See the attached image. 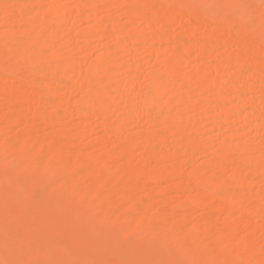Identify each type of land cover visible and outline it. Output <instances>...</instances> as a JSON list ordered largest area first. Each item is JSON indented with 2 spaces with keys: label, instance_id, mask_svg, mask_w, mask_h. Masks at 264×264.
Wrapping results in <instances>:
<instances>
[{
  "label": "rangeland",
  "instance_id": "1",
  "mask_svg": "<svg viewBox=\"0 0 264 264\" xmlns=\"http://www.w3.org/2000/svg\"><path fill=\"white\" fill-rule=\"evenodd\" d=\"M77 1L78 7L74 4L75 0H0V15L7 12L9 18L6 23L0 19V54L10 50V61L18 67L31 69L38 87L56 82L53 90L67 101L59 110L54 105H46L42 97L31 96V88L24 81H18L9 72L0 71V86L3 87L0 100L7 94L16 95L14 110L9 111L0 102V163H16L21 148L27 144L31 161L41 156L52 160L55 158L52 152L59 148L61 152H68L67 158L75 159L76 154L84 164L94 167L100 158L111 159L116 156L120 152V143L135 138L136 144L131 155L119 158L120 164L130 163L135 174L144 178L146 173H167L173 168H176L175 173L167 179L152 180L143 188L132 181L135 180L134 175L130 176L129 191L115 195L117 198L122 197L119 198L121 203L106 209L108 198L104 197L102 206L99 205L101 207L95 204L88 209L89 213H93L89 218L95 217L103 209L107 210L109 216L105 226H115L131 241L140 239L136 252L148 264H153L151 252L162 240L167 242L170 249L159 255L163 264L177 263L179 258L176 253L179 254L185 248L182 239L185 242L186 239H192L197 246L207 247L220 264H227V259L238 256L243 262L251 257L255 264H264V172L255 173L253 167L246 163V154L242 151L250 149L254 161H264V75L255 76L252 68L241 71L240 65L227 58L229 53H239L242 47L250 48L255 42L247 43L239 34L226 33L220 23L200 18L192 23L185 15L174 22H162L153 29L154 21L151 19L144 24L143 18L148 13L150 0L140 1V12L136 17H128L121 6L105 8L107 0ZM56 5L66 6L67 15L62 23L47 21L45 26L42 25L40 34L29 30L32 21L39 28L51 11L53 18ZM211 7L206 5L209 12ZM164 8L162 4L160 9ZM237 15L246 18L240 12ZM94 26L103 29L102 34H91L90 30ZM124 26L133 31H151L148 43L125 40ZM208 30L215 33L216 40L203 43L199 38ZM49 35H55L58 42L71 38L70 47L62 48L58 44L51 46L47 43ZM28 38L34 39V45L22 56L21 50L17 49L18 44L29 47ZM158 39L159 43H156ZM183 41H192L195 45L190 52L185 53L187 57L182 61L181 75L167 79L168 90L175 89L177 94L187 97L190 107L201 103L203 94L196 93L195 89H186L184 85V75L200 69L205 75L215 72L214 83H207L204 91L214 97L202 109L196 108L191 113L183 109L181 104H175L170 113L164 111L161 114L185 127L180 130V135L183 139L198 143L196 149L189 145L178 147L173 141L174 136L160 129L163 134L159 133L165 137V142L156 145L155 154L148 156V148L143 141L146 135L154 133V126L160 117L153 107L142 105L146 93L152 89L151 77L160 74V63L164 60L182 54ZM121 43L125 48L123 54L118 56L115 50ZM103 55L108 57L110 63L120 64L123 72L135 69L136 76L131 81L124 74L117 77L115 80L120 83L119 89L101 78L105 83L99 87L98 95L106 97L109 104L107 111L80 114L73 110V103L87 98L91 88L87 83L90 68ZM1 60L0 55V63ZM250 60L254 64L264 65V54L259 52ZM71 61H79L74 63V76L65 75ZM54 65L62 66L59 72L46 74L45 70ZM228 73L238 74L240 86L251 87V90L240 93L234 91L229 97L221 96L220 93H225L226 86L230 85L227 82ZM115 95L118 102L110 106V100ZM128 104L131 107L142 106L135 121L132 120ZM237 105L242 106L237 116L223 114L224 111L234 110ZM36 111L47 114L58 112L64 123L44 127L40 119H32ZM253 112L255 119L246 123L244 115ZM18 114L21 118L17 117ZM105 119L116 125L124 123L123 131L115 133L107 130ZM73 129L78 138L72 135ZM225 149L232 152L231 158L213 166ZM205 167L208 169L204 172V178L219 185L222 196H216L211 190L205 192L203 186L196 185L194 174ZM106 170L100 177L104 185L115 178L111 167ZM30 176H15L2 186L4 191L20 195L21 203L27 208L26 220L38 222L47 213L48 202L44 201L53 196L42 192L40 184L29 185L27 177ZM117 178L120 180V175ZM231 181L234 182L232 186ZM93 189L92 185L85 183L79 191L91 195ZM163 190H170L169 202L163 200ZM229 198L232 199L231 203ZM237 199H241L242 203L235 204ZM190 202L194 206L187 215V206L192 205ZM56 205L57 212L60 210L64 213L63 202ZM226 205L231 208L223 210L222 206ZM83 214L76 211V214H69V218H82ZM61 217L64 218L63 214ZM29 232L38 239L44 237V233L34 227L29 228ZM217 239H220L221 244L214 250L212 244ZM107 242L93 249L95 257L109 254L110 244ZM128 249L121 248V258L112 264H130L127 258L133 254V250L129 255ZM53 251V255L46 252L41 254L42 264H61L54 256L69 254L67 247L63 249L58 246Z\"/></svg>",
  "mask_w": 264,
  "mask_h": 264
},
{
  "label": "bare ground",
  "instance_id": "2",
  "mask_svg": "<svg viewBox=\"0 0 264 264\" xmlns=\"http://www.w3.org/2000/svg\"><path fill=\"white\" fill-rule=\"evenodd\" d=\"M140 1L145 0H125V2L121 0H107L104 6L105 8L121 6L128 17H136L140 12ZM150 1L148 13L143 18L144 24H147L151 19L154 21L152 25L153 29L162 22H174L179 19L180 16L185 15L188 21L192 23H195L197 18L208 22L214 21L220 23L223 31L228 34H239L247 43H256L258 39L257 44L254 43L250 48L242 47V50H239L240 54L238 52V54L235 52L229 53L227 58L237 65H240L239 69L241 71L252 68L255 72V76L264 75V65L254 64V62L250 60L259 52L264 54V0ZM74 4L78 7L79 2L75 0ZM162 4L165 6L163 10L160 9ZM206 5H210V7L213 5L214 8L211 7L210 9L212 12L207 10ZM237 12H240L246 18L238 16ZM53 15V18H51L52 11L49 12L42 20L39 28L36 27L32 21L29 25V30L35 32V34H40L42 32V25L45 26L47 21H52L55 24L62 23L67 15L66 6L56 5ZM0 19L3 23H6L9 19L7 12H3L0 15ZM122 28L124 29L123 37L127 41L148 43V39L152 34L151 31H147L146 29L133 31L127 26ZM205 28L207 27L205 26ZM102 31L103 29L100 27L94 26L91 28L90 33L98 36V34H102ZM55 38V35H49L47 37V43L51 44V46L58 44L62 48L70 47L71 38L64 40V42H58ZM28 39L30 44L29 47L25 48L23 45L20 46L19 44L18 48L15 46L17 49L21 50L20 55L22 56L34 45V39ZM199 39L205 43L209 40H216V36L212 30H208L203 33ZM156 43H159V39ZM182 45V54L171 56L160 63V74L151 77L152 89L146 93V100L142 105L153 107L160 117L154 126V133L146 135L143 141L144 146L148 148V156H153L155 154L156 145H161L165 142V137L159 133L163 132L161 130L170 132L174 136L173 141L178 147L189 145L196 149L198 143L183 139L180 135V130H183L185 127L180 124L178 125V123H173L169 118L161 114L164 111L170 113L175 104H181L183 109L191 113V111H194L196 108L202 109L204 105L214 97L211 93H204V91L207 83H214L215 72L212 75H205L200 69H196L192 73L184 75L186 77V83L184 85L186 89H195L196 93L203 94L201 103L190 107L188 106L187 97L177 94L175 89L168 90L167 79L181 75L182 61L187 57L185 53L190 52L195 43L192 41H183ZM124 48L123 43L116 48L115 52L118 56L123 54ZM0 55L2 56L0 71L9 72L14 75V78L18 81H24L27 86L31 88L29 91L31 96L42 97L44 104L54 105L58 110L61 109L63 105L67 104V101H64L65 98H62L58 92L53 90L56 82L49 83L47 86L40 88L38 87L31 69L18 67L12 60L10 61V50H6L4 54L1 53ZM63 58L68 59L65 56ZM246 59L249 60L247 61L249 63L246 62ZM78 62L79 61H74L75 64ZM74 63L72 61L70 62V67L65 75L74 76ZM61 67V65H54L48 67L45 72L50 75L58 73ZM89 74L87 83L91 88L87 98L85 101L73 103V110L84 115H89L91 112L103 113L107 111L109 104L107 103L106 97L98 95L100 92L99 87L105 83L106 80L111 82L114 88L119 89L121 88L120 83L115 79L124 74L129 77L131 81L136 76V71L134 69L123 72L120 64L110 63L108 57L103 55L91 66ZM101 78H104L105 82H102L100 80ZM227 80L230 85L226 86L225 93H220L221 96L229 97L234 91L245 92L247 89L251 90V87L240 86V76L238 74L228 73ZM234 86L236 88H234ZM0 91H3L2 86H0ZM168 94L169 97H167ZM15 98V94H7L0 102L11 111L15 108ZM117 102L118 99L115 95L110 100V106ZM184 104H186V106ZM142 106L131 107L130 104H128L131 116H133V121H135V118L140 114L139 109ZM241 110L242 106L237 105L234 110L224 111L223 114L227 116H237L241 113ZM253 114L254 112L244 115L246 123L255 119ZM17 117L21 118V115L18 114ZM32 119H40L44 127H48V125H61L64 123L58 112L47 114L36 111ZM262 125H264V122ZM104 126L107 130L116 133L122 132L125 124L120 123L116 125L112 121L105 119ZM158 128L161 130L159 131ZM155 130H158V132ZM72 135L78 138L75 130L72 132ZM135 144V138L126 139L124 143L119 144L120 152L116 156L111 159L100 158L98 164L94 167L84 164V161H80V157L76 154L75 159L67 158L68 152H61L59 148L55 149V152H52V155L55 157L52 160H48L41 156L40 159H32L31 161L29 159L30 153L27 144L21 148L16 163H7L6 161L0 163V195L3 194L0 196V264H42L43 261H40L41 254L46 252L49 255H53V249L58 246H61L63 249L67 247L69 250V254L54 256L61 264H112L121 258V248H129V255L131 249L133 250V254L127 258L130 264H148L136 252L138 245L141 243L140 239L131 241L132 239H127L124 232L116 229L115 226H105L108 219L107 216H109L107 210H101L93 218H89V215L93 213L88 212V209L95 204L96 206H102L104 197L108 198L106 201V209H110V207L115 206L117 203H121L120 199H122V197L117 198L115 195L116 193L125 194L129 191L128 188L130 184L128 180L130 176L134 175L135 180H131L135 182L138 187L143 188L152 180H158V178L167 179L175 173L176 168H173L167 173L164 171L146 173V178H144L141 175L135 174V169L130 166V163L126 162V164H120L118 162L119 158L129 157ZM242 151L246 154V163L253 167L255 173L264 172V161H254L251 157L253 156V151L250 149H243ZM231 153L229 149L223 150L219 159L214 161L213 166H218L220 163L222 164V161L225 162L231 158ZM33 156L35 157L34 152ZM108 167L114 170L115 178L113 181L104 185L100 181V177L107 171L106 169ZM207 169V167L200 168L195 172L196 185L203 186L205 192L211 190L216 196H222L223 193L220 190V186L204 178V172ZM27 174L31 175L27 177V179H29V185L40 184L42 186V192H48L53 196V198H47L44 201L48 202L47 213L44 214L38 222L26 220L27 208L21 203L20 195L18 193H8L6 190H3L2 186L3 184L6 185L10 178ZM116 174L120 175V180L122 181L117 178ZM253 178H255V176H253ZM55 181L57 183L53 185L52 183ZM85 183L94 187V189L90 191L93 194L80 193L79 189ZM233 184L234 182L231 181L230 186ZM150 186L151 184L149 187ZM187 188L189 187H186V189ZM189 189H191V187ZM192 189L194 190L195 187H192ZM163 193V200L169 202L171 195L170 190H165ZM231 200L232 199L229 198V203H231ZM262 200L264 201V196H262ZM59 202H63L64 204V213H61L60 210L57 212L58 205H56V203ZM234 203L240 204L242 200L237 199ZM191 204L192 205L187 206V215H189V212H191L194 206L193 202ZM222 207L223 210L231 208L229 205ZM24 209L25 211H23ZM76 211L84 212L82 218L70 219L69 214H76ZM62 214L64 218L61 217ZM154 218L157 217L154 216ZM31 227L43 232V239H38L31 235L29 232V228ZM206 231H208V229ZM106 241H108L107 244H110L108 245V248H110L108 250L109 254L106 255L103 253L95 257L93 255V249ZM181 242L185 244V248L180 251L179 254L176 253L179 260L174 264H220L215 261L207 247L197 246L192 239H186V242L182 239ZM220 244V239H217L212 244V249H218ZM167 251H170L167 242L165 240L160 241L151 252L153 255V264H163L159 255ZM227 264H255V261L250 257L243 262L238 256L233 259H227Z\"/></svg>",
  "mask_w": 264,
  "mask_h": 264
}]
</instances>
